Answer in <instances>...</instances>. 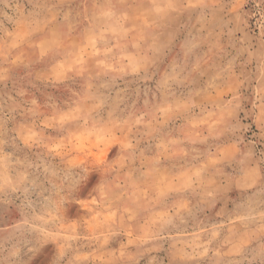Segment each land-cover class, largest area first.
<instances>
[{"label":"rangeland","instance_id":"374dc122","mask_svg":"<svg viewBox=\"0 0 264 264\" xmlns=\"http://www.w3.org/2000/svg\"><path fill=\"white\" fill-rule=\"evenodd\" d=\"M0 264H264V0H0Z\"/></svg>","mask_w":264,"mask_h":264}]
</instances>
